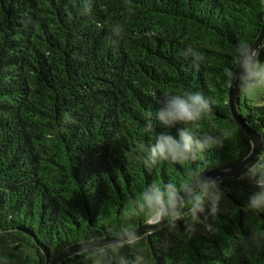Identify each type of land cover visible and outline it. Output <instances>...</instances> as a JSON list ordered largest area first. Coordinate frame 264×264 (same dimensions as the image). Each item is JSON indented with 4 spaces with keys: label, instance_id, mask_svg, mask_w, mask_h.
<instances>
[{
    "label": "trees",
    "instance_id": "trees-1",
    "mask_svg": "<svg viewBox=\"0 0 264 264\" xmlns=\"http://www.w3.org/2000/svg\"><path fill=\"white\" fill-rule=\"evenodd\" d=\"M81 11L82 0H0V264H45L80 238L111 236L143 185L195 166L160 162L149 172L129 156L152 142L146 111L154 134L165 130L154 119L165 88L214 101L197 134L226 140L198 164L222 170L248 152L223 69L233 66L237 42L252 45L259 34L261 0H91ZM115 24L123 28L117 43ZM188 47L203 56L198 67ZM239 111L264 148V105L239 99ZM65 113L75 123L58 133ZM220 181L226 197L209 220L217 231L197 226L187 238L182 221L171 230L165 222L137 246L147 264H264V213L244 210L257 189L239 175ZM122 254L131 258L127 248Z\"/></svg>",
    "mask_w": 264,
    "mask_h": 264
},
{
    "label": "clouds",
    "instance_id": "clouds-1",
    "mask_svg": "<svg viewBox=\"0 0 264 264\" xmlns=\"http://www.w3.org/2000/svg\"><path fill=\"white\" fill-rule=\"evenodd\" d=\"M91 11V0H82L81 15ZM131 8L129 13L131 14ZM102 27V25H98ZM123 28L115 24L111 33L118 42ZM264 41L253 47L246 40H240L233 47L235 61L233 66L223 69L225 83L229 88H236L245 96H253L264 90V60L260 52ZM185 56L193 58V66L198 67L203 56L194 52L191 47L184 50ZM213 103L199 91L182 92L163 89L159 97V106L155 111L164 131L154 134L153 113L146 111L143 133L152 138L151 143L141 144L130 150L129 156L138 160L146 171H151L160 162H171L179 165H195L185 169L182 177L167 182L157 181L143 185L138 192L129 198L123 213V220L111 236L83 237L77 241L75 256L82 257L83 264H147L143 252L137 248L143 237L135 224L136 218L143 217L149 226V233L158 230L167 223V227L176 229L178 222H183L187 238L202 226L204 231L212 234L217 229L209 222L219 212V205L226 197L221 189L219 177L205 175L208 162L202 165L197 162L204 153L223 146L226 137L216 131L197 134L202 122L213 115ZM75 123L71 113H65L58 133L66 131L65 125ZM176 128L173 136L167 129ZM255 154L251 163H246L239 174V179L253 184V192L244 210L256 216L264 213V148L256 151V141L249 138L248 152L244 159ZM131 250V258L122 254L123 249Z\"/></svg>",
    "mask_w": 264,
    "mask_h": 264
},
{
    "label": "water",
    "instance_id": "water-1",
    "mask_svg": "<svg viewBox=\"0 0 264 264\" xmlns=\"http://www.w3.org/2000/svg\"><path fill=\"white\" fill-rule=\"evenodd\" d=\"M262 1V25L259 31V34L257 35L256 39L252 43L253 47H256L261 41H264V0ZM239 96L240 93L237 91L236 88H229L228 90V107L231 113V116L233 120L243 129V131L246 133L248 139L251 138L256 141V151L259 152L262 148V142L259 134L257 131L241 116L239 111ZM255 158V154L248 160H245L244 158L241 159L236 164L224 168L222 170H215V169H205V175L209 177H219L220 179H229V178H235L238 176L244 165L246 163H251L252 159ZM140 233L141 236H144L147 234L150 229L149 226L146 223H143L142 225L136 227ZM76 244H72L62 250L59 254H57L55 257H53L51 260L46 258L45 264H60L63 261L74 257V253L76 251Z\"/></svg>",
    "mask_w": 264,
    "mask_h": 264
},
{
    "label": "rangeland",
    "instance_id": "rangeland-1",
    "mask_svg": "<svg viewBox=\"0 0 264 264\" xmlns=\"http://www.w3.org/2000/svg\"><path fill=\"white\" fill-rule=\"evenodd\" d=\"M239 99L241 103L246 100L249 105L262 106L264 105V90L253 96H245L240 94Z\"/></svg>",
    "mask_w": 264,
    "mask_h": 264
}]
</instances>
